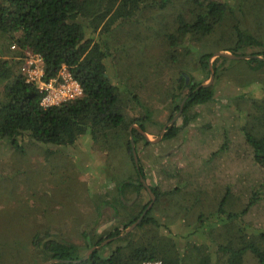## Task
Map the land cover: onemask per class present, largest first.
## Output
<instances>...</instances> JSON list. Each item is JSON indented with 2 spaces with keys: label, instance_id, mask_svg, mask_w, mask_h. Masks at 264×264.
Here are the masks:
<instances>
[{
  "label": "trees",
  "instance_id": "16d2710c",
  "mask_svg": "<svg viewBox=\"0 0 264 264\" xmlns=\"http://www.w3.org/2000/svg\"><path fill=\"white\" fill-rule=\"evenodd\" d=\"M174 1L176 0H0V141L7 143L15 152L22 153L25 151L24 144L41 147L69 146L85 135L89 137L93 147L102 149L109 158L116 149L124 148L133 164V173L116 181L113 191L93 199L96 206L108 203L116 210L118 207L123 209L125 213L121 222L99 235L82 230L78 233V242L37 229L31 236L30 245L41 262L54 260L51 264H144L160 261L161 264H213L214 256L209 248L211 245L216 251L226 255L229 264H240L247 251L253 253L259 264H264V223L252 224L245 221V216L254 207L261 206L264 209V59L257 57L236 60L245 62V70L239 76L240 79L245 74H250V71L258 73L240 84L258 83L262 89L260 95L240 91L229 100L236 111L243 114L245 123L237 130L249 148L252 163L258 168L255 183L249 187L245 202L241 200V195L238 199L241 202H233L230 187L227 186L213 212L208 215L201 213L196 218L195 229L202 230L210 242L199 243L189 241L183 234H180L179 239L166 222L170 218L178 220L181 212L189 210L188 197L184 194L190 192L183 185L168 190L160 189L159 183L149 185L155 196L150 209L133 230L120 236L151 202V198L146 202L142 201L141 191L145 187L140 177L145 179V171L137 154V143L140 140L145 145H151V142L132 124H137L146 131L145 124L154 111L152 109L147 114L127 116L123 112L127 105L125 98L135 102L139 99V88L128 85L124 87L131 80L132 74H129L128 79L118 75L116 81H113L117 72L114 77L108 72L110 58L115 63V70H120L117 60L120 56L116 57L117 52L113 53L112 49L124 44L123 27L138 30V25H145L143 21L148 16L152 18V22L158 18L162 20L158 37L164 49L157 59L151 57L142 62L143 67H148L153 72L149 80L141 79L144 82L158 81V74H163V67L173 71L185 68L186 54L191 52L186 41L204 46L210 37H217L218 32H221L220 35L227 40L223 50L234 54L246 46H264V12L251 23H228V19L236 15L237 11L248 17L252 0H186L187 6L181 4L184 3L182 0L177 3H180L179 7L173 6ZM254 2L264 6V0ZM154 11L155 14H149ZM170 11H173L172 22L168 25L164 20L169 17ZM226 24L231 26L230 30L224 28ZM30 53L38 54L42 59L41 81L57 78L60 71L65 69L79 83L81 95L58 105L43 107L40 104L42 93L38 89V81L27 80L22 71ZM250 55L264 58V48L253 51ZM212 56V52H197V63L207 73L208 60ZM218 59L224 57H217L213 61L215 73ZM215 77L220 75L216 74ZM200 85L201 83H192L188 86L185 95L187 98L180 114L182 123L180 126L174 123L167 128L162 140L172 141L183 133L182 137H185L186 127L196 115L194 109L213 100V84L205 87ZM143 86L141 83V87ZM173 105L172 110L178 111L179 104ZM171 117L169 115L168 119ZM162 126L160 124L159 128ZM183 129L185 130L181 131ZM217 130L225 138L229 136L227 127L218 125ZM130 135L133 136L138 166L133 161ZM227 147L228 143L223 142L217 150L224 152ZM198 191L199 189H194L193 192ZM132 192L135 193L132 203L125 205L124 200ZM169 194L180 198H169ZM161 203L165 208L159 212V220L153 216V211ZM171 208H174L172 212H168ZM186 225H192V221ZM163 226L167 232L161 231ZM184 239L186 240L181 245L180 240ZM105 240L109 241L101 244ZM112 243L114 247L110 252L104 253L106 245ZM93 247L95 248L92 249ZM33 264L39 263L36 261Z\"/></svg>",
  "mask_w": 264,
  "mask_h": 264
},
{
  "label": "rangeland",
  "instance_id": "374dc122",
  "mask_svg": "<svg viewBox=\"0 0 264 264\" xmlns=\"http://www.w3.org/2000/svg\"><path fill=\"white\" fill-rule=\"evenodd\" d=\"M178 1L182 2L174 1V7H179ZM183 2L181 4L184 6L188 5L186 0ZM250 4L248 17L242 13L240 15L237 11L236 15L231 17L232 20L228 19V23L243 25L244 21L251 23L254 18L258 19L264 12V6L255 4L254 0ZM168 13L170 15L164 21L170 25L173 11ZM149 14H155V11ZM144 22L145 25H138V30L123 27L124 46L117 45L112 49L113 53L117 52L116 57L120 56L117 59L120 70H115V63L110 58L108 72L113 77L117 72L113 81H116L118 75L128 79L129 74H132L131 80L127 81L124 87L128 85L139 88V99L135 102L125 98L127 105L123 112L127 116L143 115L154 110L145 124V133L151 145H145L142 140L137 143V154L145 171V183L148 186L159 183L160 189L165 190L183 185V188L190 192L184 194L188 197L189 210L181 212L178 220L170 218L166 221L171 232L179 239L180 234H183L189 241L209 244V239L205 238L203 231L194 227L197 216L213 212L227 186L230 187L233 202H241L238 200L240 195L244 201L249 195V187L255 183V174H258L257 166L251 161L249 148L237 130L245 123L243 114L238 113L229 101L240 91L260 95L262 89L258 83L240 84L258 73L250 71V74H245L244 78L240 79L239 76L243 75L245 70V62L227 57L218 59L216 73L213 70L211 82L214 98L194 109L196 115L194 114L193 120L187 125V129L185 128V137H182L183 133L172 141L162 140V137L157 139L163 126L177 113L172 110L173 104L181 103L188 86L192 83L208 82L210 71L207 73L199 67L197 52H212L211 64L220 57L215 55L216 52L234 53L223 50L227 40L225 36L220 35L221 32H218L217 37H210L204 46L186 41L191 52L186 54L185 68L173 71L163 67V74L156 76L158 81L144 82L141 79L149 80L153 72L148 67H143L142 62L151 57L157 59L164 49L158 37L161 18L152 22V18L148 16ZM262 25L264 26V19ZM230 27L228 24L224 26L227 30H230ZM263 48L264 46H246L234 55H250L251 52ZM38 66L42 70V65ZM216 74L220 77H215ZM141 83L144 84L143 87ZM191 112L193 114V110ZM169 115H172L170 119ZM174 123L180 126L182 116L179 115ZM160 124L163 125L161 128ZM208 125L210 126L204 127ZM218 125L228 128V137L225 138L218 132ZM88 138L83 135L75 144L69 146L41 147L24 144L25 151L22 153L15 152L7 143L0 141V264H33L36 261L39 264L44 263L40 261L37 253L34 254L35 251L30 245L31 236L37 229H44L52 236L78 242V233L82 230L86 229L94 235H99L121 222L120 219L125 213L123 209L118 207L116 210L108 203L96 206L93 199L113 191L116 181L133 173V164L124 148L116 149L109 158L102 149L93 147ZM223 142L228 143L227 149L224 152L218 151ZM194 189L199 191L193 192ZM141 192L143 202L151 198L146 188ZM134 196L133 192L128 194L127 200H124L125 205H130ZM197 196L198 198H195ZM168 197L173 199L179 196L169 194ZM164 208L162 203L158 204L154 207L153 216L161 220L159 212ZM173 209H168V212ZM185 212H189V215L186 216ZM248 214L245 221L252 224L264 223V209L261 206L254 207ZM191 221L192 225H186ZM206 226L208 228V225ZM161 231L167 232L164 226ZM185 240H180V244L183 245ZM209 246L214 256L213 264H229L226 255L216 251L214 246ZM113 247V243L106 245L104 253L110 252ZM240 264L259 263L253 253L247 251L243 254Z\"/></svg>",
  "mask_w": 264,
  "mask_h": 264
},
{
  "label": "built area",
  "instance_id": "2783aa9c",
  "mask_svg": "<svg viewBox=\"0 0 264 264\" xmlns=\"http://www.w3.org/2000/svg\"><path fill=\"white\" fill-rule=\"evenodd\" d=\"M42 59L38 54H28L22 66V71L29 81H38V89L42 93L40 104L43 107L58 105L64 101L74 99L81 95L79 83L72 78L65 69L61 70L59 77L48 81H41ZM144 264H161L160 261L145 262Z\"/></svg>",
  "mask_w": 264,
  "mask_h": 264
},
{
  "label": "water",
  "instance_id": "95a60500",
  "mask_svg": "<svg viewBox=\"0 0 264 264\" xmlns=\"http://www.w3.org/2000/svg\"><path fill=\"white\" fill-rule=\"evenodd\" d=\"M216 56H223V57H227V58H235V59H249L251 57H257L259 59H264L262 56L259 55H234V54H229V53H225V52H216L215 53ZM208 69L210 71L209 74V79L208 82L206 83H202L200 86H209L213 80V76H214V71L212 68V64H211V60H208ZM184 100L181 101L180 105H179V109L177 111V113L163 126L161 132H160V136L157 139H160L162 137V135L164 134V132L166 131L167 128H169L173 122L176 120V118L180 115L181 111H182V106H183ZM134 128L138 129V131L146 138V140H148L147 135L145 133V131H143L141 128H139V126L137 125H132ZM130 139V146H131V153H132V157H133V161L134 164L136 166H138V156L136 154V150H135V145H134V141H133V136L130 135L129 137ZM149 141V140H148ZM150 142V141H149ZM140 181L142 183V185L146 188L147 192L150 194L151 196V202L147 205V207L143 210L142 214L140 215V217L133 222L132 224H130L127 228L124 229V231L120 234V236L125 235L126 233L130 232L131 230L134 229V227L140 222V220L143 218V216L146 214V212L148 211V209H150L153 200L155 199V196L152 194L151 189L149 188V186L145 183L144 178L140 177ZM109 240H105L103 241L101 244H104L106 242H108ZM95 247H93L92 249H94ZM89 252V251H88ZM88 252H86L85 255L88 254ZM54 260L51 261H45L42 264H51Z\"/></svg>",
  "mask_w": 264,
  "mask_h": 264
},
{
  "label": "flooded vegetation",
  "instance_id": "af4514ba",
  "mask_svg": "<svg viewBox=\"0 0 264 264\" xmlns=\"http://www.w3.org/2000/svg\"><path fill=\"white\" fill-rule=\"evenodd\" d=\"M186 83H187V82H186ZM186 98H187V96H185L182 100H184V102H185ZM179 105H180V104H179Z\"/></svg>",
  "mask_w": 264,
  "mask_h": 264
}]
</instances>
